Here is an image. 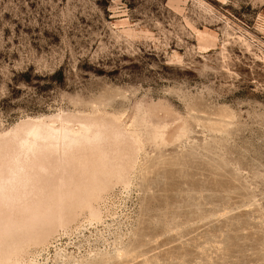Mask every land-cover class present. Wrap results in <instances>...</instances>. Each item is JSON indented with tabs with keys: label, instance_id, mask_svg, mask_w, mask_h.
Here are the masks:
<instances>
[{
	"label": "rangeland",
	"instance_id": "rangeland-1",
	"mask_svg": "<svg viewBox=\"0 0 264 264\" xmlns=\"http://www.w3.org/2000/svg\"><path fill=\"white\" fill-rule=\"evenodd\" d=\"M264 0H0V264H264Z\"/></svg>",
	"mask_w": 264,
	"mask_h": 264
},
{
	"label": "bare ground",
	"instance_id": "bare-ground-1",
	"mask_svg": "<svg viewBox=\"0 0 264 264\" xmlns=\"http://www.w3.org/2000/svg\"><path fill=\"white\" fill-rule=\"evenodd\" d=\"M264 59V58H263Z\"/></svg>",
	"mask_w": 264,
	"mask_h": 264
}]
</instances>
